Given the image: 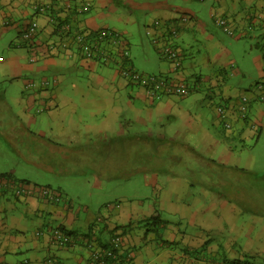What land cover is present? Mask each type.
<instances>
[{
	"label": "crops",
	"instance_id": "1",
	"mask_svg": "<svg viewBox=\"0 0 264 264\" xmlns=\"http://www.w3.org/2000/svg\"><path fill=\"white\" fill-rule=\"evenodd\" d=\"M41 1L51 2L53 14L61 18L58 23H72L91 38L102 30L120 33L130 59L116 56L101 64L82 58L75 49L66 51L60 46L64 36L59 24L44 16L33 45L22 43L21 33L37 16L34 6ZM85 2L90 9L79 14ZM263 12L264 0H0V41L6 42L3 47L9 53L8 59L0 57L2 75L30 91L16 100L17 115L10 111L14 120L2 119L6 128L0 135L8 147L32 142L39 151L19 153L23 163L42 166L62 181L71 176L86 179L92 191L136 176L151 189L149 196L105 201L96 213L63 185L55 186L71 199L68 207L32 195L18 197L11 189L0 191V264H92L82 237L106 241L114 231L123 236L121 264H240L251 256L263 264L264 211L254 208L264 205V196L254 192L252 197L248 189L259 187V182L250 187L245 178L257 172L253 167L264 142V102H250L248 122L237 117L245 94H240L234 77L246 72L234 69L231 50L220 38L224 33L237 42L258 41L252 59L258 79L251 85L256 90L257 84H264ZM217 18L228 21L231 33L216 24ZM5 20L10 24L3 25ZM156 22L165 29L154 27ZM172 26L181 37L183 67L173 71L162 60L158 73L187 82L190 94L198 96L193 101L176 95L151 99L122 74L128 66L140 72L131 55L133 30L143 37V28L151 27L154 37L148 40L154 45ZM196 44L203 49L196 50ZM41 80L55 81L54 89L28 87ZM36 104L42 107L38 117L31 114ZM219 104L234 106L229 111L236 138L225 136L232 131L218 120ZM32 127L38 133L31 132ZM254 146L258 151L252 153ZM195 157L208 160L204 168L192 161ZM232 173L238 179H230ZM6 174L50 185L13 171L0 176ZM61 225L76 237L74 247L50 242L52 229Z\"/></svg>",
	"mask_w": 264,
	"mask_h": 264
},
{
	"label": "rangeland",
	"instance_id": "2",
	"mask_svg": "<svg viewBox=\"0 0 264 264\" xmlns=\"http://www.w3.org/2000/svg\"><path fill=\"white\" fill-rule=\"evenodd\" d=\"M133 28L135 29L137 27L135 26ZM133 31L136 32L133 34L132 39V41L136 42V45L135 47H133L131 53L134 67L139 70L140 73L160 75L158 73V70L161 66L160 63L162 60H160L161 58L159 56V53L152 46L153 44H150L146 29L143 28L142 30L143 37H140V35H138V33H140L139 31ZM180 38L181 37L178 34L174 37L173 42L179 43L181 45ZM220 38L231 50V53L233 55L232 59L236 63V68L234 69L236 71H242V73L246 72L245 75H238L234 77L235 83L237 84V89L240 90V94H245L248 97H253L256 90L254 88L255 85L251 84H253V81L258 79V75L255 76V72L257 70L256 67L252 64V59L254 58L253 55L257 54V52H255V46L258 44V41H255L256 39L246 38L237 42L233 41L232 38L225 36L224 33L220 34ZM5 44L6 42L0 41V57L3 56L4 58L8 59L9 53L7 52L6 48L3 47L5 46ZM203 47L204 46L202 44L194 45V48L196 50H202ZM252 49H254V51H252ZM54 83L55 82H52L48 86L41 87V89L46 90L51 88V90H53L54 88H52V86ZM36 89H38V87ZM24 93L26 96H28L30 94V91H23L21 82L17 83L2 75V66L0 64V133H2V130L6 128V125L1 123L3 122L2 119L5 118L6 120H14L10 111L14 115H17V107L19 106L18 103H16V100L19 101L21 95L23 96ZM197 97L198 96L195 93H192L185 98H188V101H193ZM41 108L42 107L36 104L33 107L31 114L37 117L43 115L41 114L42 112H40ZM77 114L79 115V113ZM212 115L214 118L213 113ZM36 129L37 127H32L30 130L31 132H37ZM222 133H224V130H222ZM36 149L38 150L37 147L33 148L32 142H28V140H25L19 144H16L15 149H12V151L6 144L3 137L0 135V174L13 171L22 175L24 174L25 177L29 176L30 178L35 179L36 181L43 184H50L54 186L63 185L66 186L67 190L71 188L85 201L84 206H88L90 212L94 213L101 209V207L104 205L103 202L105 201H113L115 203L118 197H133L134 195L149 196L151 193V189L146 185V183L143 181V179H141L140 176H136L135 178H132L128 181L110 182L105 188L101 189V191H95V189L92 191L91 185L87 184L86 179L71 176V178H66L64 181H62V178L59 177V175H56L55 173L50 171H46V169L42 166L32 167L20 160L19 153H24L26 152V150L30 153H33L36 152ZM255 151H258V148L256 146L252 147L251 149L252 153H254ZM260 152L261 154L257 155V165L254 166L253 169L254 171H257L259 175H264V142L260 145ZM41 156L43 158H47L45 155ZM53 175H55L56 177H54ZM91 177H94V174H92ZM228 177L230 179H238L236 177V174L234 173H232ZM263 207L264 205H258V207H255L254 210L256 209L258 211H264Z\"/></svg>",
	"mask_w": 264,
	"mask_h": 264
},
{
	"label": "built area",
	"instance_id": "3",
	"mask_svg": "<svg viewBox=\"0 0 264 264\" xmlns=\"http://www.w3.org/2000/svg\"><path fill=\"white\" fill-rule=\"evenodd\" d=\"M82 7L78 8V13L83 14L84 12L88 11L91 7L90 2L88 3H82ZM36 11V17L29 22L28 26L22 31L21 33V39L22 43L25 42L28 45H33V39L37 35V33L40 30V23L39 18L44 16L49 19V21L53 24H59L57 25V29L59 34H62L64 36V39L60 46H62L63 49L66 51L72 49H75L76 52L84 59L95 61L97 63L101 64H108L111 62V60L114 57L121 56L124 60L130 59V53L128 48L126 47L125 42L122 39V36L120 33L112 31V30H102L99 33L96 34L94 38H91L89 36V32L83 29H79L76 27L73 29L72 23L65 22V23H58L61 18L57 17L55 14H53V6L51 5V2H37L34 6ZM61 17V15H60ZM262 17L264 18V12L262 13ZM228 21L222 18L216 19V24L220 27H224L225 30L228 31V33H231L229 31ZM3 25L7 26L10 24L9 20H5L2 22ZM154 27L157 29L161 27V29H165L161 26L160 22H156ZM147 36L154 37L151 31V28L147 29ZM167 36L169 40H173L175 36L178 35L177 28L170 27L166 30ZM166 42L167 39L163 38ZM160 41L159 37H156L155 40H153L154 43H157ZM161 41V42H162ZM36 48L33 47V52L30 57V61L34 62L36 60ZM160 53L162 57L164 58V61L167 62L173 71H178L182 69L183 64L181 61V55L177 49H175L171 44L165 43L161 45L160 47ZM122 74L130 79L134 83L141 84L144 86V88L147 91V94L155 99H160L162 96L165 95H176V96H183L186 97L190 95L192 89L191 86L185 82L183 79H178L175 77H164L162 75H153V74H144L140 73L138 71H135L131 66H128L126 68L122 69ZM55 82V81H54ZM50 82L48 80H41L39 83L31 82L29 83V88H34L37 86L44 87L48 86ZM264 84H257L256 90L258 91V94L254 97L256 101H262L264 102ZM251 99L245 95H243L239 100V106L237 107V112L240 115V117H245L248 113V107L250 106ZM218 113L221 119L224 120V125L227 130L231 129V122L230 119L227 116V111L223 107H218ZM13 183H7L6 181H0V190H5L7 188L15 189L14 193L18 197L24 196V195H33V187H28L26 185L20 184V187L17 186L15 188ZM48 193V191H46ZM55 236L57 239H61L63 236L58 231H55ZM63 242L66 244L70 240L66 237H63ZM119 241V239H118ZM119 242L115 243V247H117ZM107 254H111L110 252H107ZM24 264H30V263H24Z\"/></svg>",
	"mask_w": 264,
	"mask_h": 264
},
{
	"label": "trees",
	"instance_id": "4",
	"mask_svg": "<svg viewBox=\"0 0 264 264\" xmlns=\"http://www.w3.org/2000/svg\"><path fill=\"white\" fill-rule=\"evenodd\" d=\"M151 28V27H149ZM178 31V30H177ZM116 32V31H115ZM162 38L164 39H167L166 42L171 44L175 49H177L178 51H180V48H179V45L178 43H174L173 40H169L168 39V36H163ZM165 40H164V43L163 41H159L158 44L157 43H154L153 47H156V51L159 53V56L161 58V60H164V58L162 57L161 53H160V47L161 45L165 44L166 43ZM127 47V46H126ZM154 75V74H153ZM130 80V79H129ZM137 86H140L142 87L146 94H147V91L146 89L144 88V86H142L141 84H138V83H135ZM264 91V89H263ZM258 93V91H257ZM148 95V94H147ZM149 96V95H148ZM171 96V95H170ZM151 97V96H150ZM149 97V98H150ZM179 97H183V96H179ZM253 99H251V101H256L254 97H252ZM151 99H155L153 97H151ZM161 99V97H160ZM158 99V100H160ZM220 106V104L218 105ZM217 106V108H218ZM222 106H224L222 104ZM234 108V106H228L227 108H224L226 109L227 111V116H229L228 118L229 119H232V114L230 113V109ZM43 110H45V108H43ZM234 114V113H233ZM237 115V113H236ZM219 117V121L221 122V124H223L224 128H225V125H224V120L221 119V117L218 115ZM239 119L243 120L244 122H248L249 120V117H248V113L245 117H240V115L238 114L237 116ZM236 118V119H238ZM234 121L232 119V122H231V129L227 130L226 128V131H232V129L234 128ZM250 127L252 129L257 130L258 127H257V124L256 123H251ZM231 135H235L234 131L230 132V134H225V136L227 138H229ZM236 138V136H234ZM192 161L195 163V164H200V166H202L201 168H204L203 165L205 162H208L207 159H204L202 160L200 157H195L194 159H192ZM250 177H246V181H248L250 183V181L252 182L253 186H250V187H254L255 185V180H257L259 183L258 185H260L259 187L257 188H249L248 190L250 192H252L251 196H255V194L257 193L260 197L264 196V175H259L257 172L254 173V174H248ZM6 181L7 183H13L14 185H17L18 187H20V184H23V185H26L28 187H33V192L34 194L32 196H35L37 197L39 200H43L41 202H44V203H47V204H52V205H59V204H62L64 203L67 207L68 206H71V199H69L68 201L64 198V193L60 190L61 188L59 187H56L54 185H36V184H33L29 181H25V180H18L16 179L12 174H6V175H2L0 176V181ZM17 186H15V188H17ZM11 188H7L5 190H9ZM5 190H0V191H5ZM11 190H15V189H11ZM46 191H48V193H46ZM256 192V193H254ZM16 195V193H15ZM31 196V195H30ZM17 197V196H16ZM250 208H253L250 204H248ZM253 210V209H252ZM250 209V211H248L249 213H254ZM55 231H58L60 234H62L63 236L61 237V239H57L56 236H55ZM63 237H66L68 238L70 241L67 242L66 244L63 242ZM83 239V242L85 244V248L84 249H87L88 253H89V259L90 261L92 262V264H121V253L124 251L122 246H123V236L121 233L117 232V231H114L112 233V236L106 240V241H97L96 239L92 238V239H89L88 237H82ZM119 239V241H118ZM76 237H74V234L70 233L69 231H67L65 229L64 226H59V227H55L54 229H52V233L50 235V242L53 244V246H56V247H59V248H72L74 247L75 243H76ZM116 242H119L118 246L115 247V243ZM107 252H110L111 254H107ZM131 258V256H130ZM255 259H257L256 256H251L249 257V260L247 261V259L243 262V263H240V264H256L257 262L255 261ZM26 263H29V261H25ZM25 262H23L22 264H24ZM232 264H235V263H232ZM263 264H264V261H263Z\"/></svg>",
	"mask_w": 264,
	"mask_h": 264
}]
</instances>
